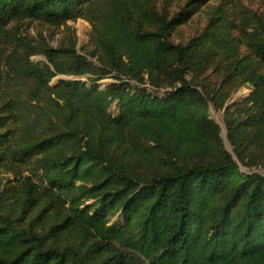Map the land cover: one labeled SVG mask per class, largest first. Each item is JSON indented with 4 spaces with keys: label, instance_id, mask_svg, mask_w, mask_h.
<instances>
[{
    "label": "trees",
    "instance_id": "obj_1",
    "mask_svg": "<svg viewBox=\"0 0 264 264\" xmlns=\"http://www.w3.org/2000/svg\"><path fill=\"white\" fill-rule=\"evenodd\" d=\"M194 9L0 0L16 100L0 163L33 167L21 184L0 179V264H264V173L241 169L264 164V22L247 20L240 40L229 19L208 15L178 38ZM78 18L95 52L79 53L72 29L53 47ZM61 74L77 78L50 82ZM246 84L251 93L228 104Z\"/></svg>",
    "mask_w": 264,
    "mask_h": 264
},
{
    "label": "rangeland",
    "instance_id": "obj_2",
    "mask_svg": "<svg viewBox=\"0 0 264 264\" xmlns=\"http://www.w3.org/2000/svg\"><path fill=\"white\" fill-rule=\"evenodd\" d=\"M115 0H106L107 4L110 5ZM122 4L126 2L129 4L131 8L135 9V4L139 0H119ZM186 1H192L194 5V11L190 14V22L182 25L181 29L177 32V37L187 36L189 33H198L202 30V28L209 21L208 15L212 16H220L226 17L230 20L232 26H234V30L232 33L234 35H239L240 40L243 39V35L246 31L250 30V26L245 25L247 20L253 19L256 16H260L264 22V0H154L156 6L159 8L162 5L167 6L171 11L178 10V7L183 5ZM107 8V7H106ZM212 12V13H210ZM211 16V17H212ZM208 19V20H207ZM70 27L66 30L62 29L65 27L62 25L60 28L56 29V33L52 35L54 37L52 41L49 43L54 47L57 46L61 41L65 40L71 29L75 31L77 36L76 42V50L80 53L83 52V47L87 45L88 53L95 52L97 48H94V44H88L90 42L89 36L87 35L88 30L90 29L89 22L84 18H78L75 21H69L67 23ZM255 24V21L253 25ZM44 25V24H39ZM34 26H31L30 31H32ZM46 36L52 34V30L47 29L45 31ZM241 52H246L247 49L242 45H240ZM86 55V59L92 60L93 64H97L96 57H91L90 54L84 53ZM0 55H2V51L0 50ZM13 71H9L6 66L4 67L1 56H0V92L2 94V98H0V114H1V122L0 127L8 123L10 126L9 135H12L14 129H12L14 124V116L8 117L9 109H12V105L14 103L13 95L7 90L10 86L11 78ZM71 78L76 79L77 77H73L68 74H61L51 79V83L60 78ZM148 78V77H146ZM87 80V77H84ZM15 87L17 90L18 99H25L27 97L25 91H27V79L23 77H16ZM89 81V80H88ZM109 81V78L101 81V83H105ZM147 87L150 86L147 84ZM252 89L248 84L242 86L240 89L234 91L232 93L231 98L228 100V104L233 105L236 101L246 97L251 93ZM114 108H112L113 110ZM222 112V111H221ZM211 116L216 120V122L221 126V135L225 138V126L222 121V114L219 113L212 105H211ZM226 148L231 150L230 143L224 139ZM232 153V150L230 151ZM32 164L26 161H20L17 157H10L5 162L0 163V179L9 178L12 181L14 180L16 183L21 184L22 179L31 173ZM241 169L244 171H261L264 173V164L257 163L253 167H242Z\"/></svg>",
    "mask_w": 264,
    "mask_h": 264
},
{
    "label": "water",
    "instance_id": "obj_3",
    "mask_svg": "<svg viewBox=\"0 0 264 264\" xmlns=\"http://www.w3.org/2000/svg\"><path fill=\"white\" fill-rule=\"evenodd\" d=\"M224 139H226V140L228 141L226 133H225V138H224ZM227 149H228V148H227ZM228 150L231 151L230 149H228Z\"/></svg>",
    "mask_w": 264,
    "mask_h": 264
}]
</instances>
